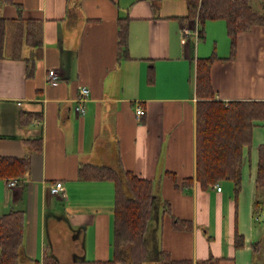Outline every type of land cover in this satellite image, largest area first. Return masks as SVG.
Wrapping results in <instances>:
<instances>
[{
	"label": "crops",
	"instance_id": "0c3cea01",
	"mask_svg": "<svg viewBox=\"0 0 264 264\" xmlns=\"http://www.w3.org/2000/svg\"><path fill=\"white\" fill-rule=\"evenodd\" d=\"M13 1L1 7L5 18L21 15L43 25L42 47L27 46L21 36V59H0V156L31 158L17 186L0 179V217L26 215L24 264L42 263L46 251L61 264L113 259L115 184L79 179L85 164L153 180L159 211L148 233L157 255L163 249L194 264L210 257L257 264L264 227L253 207L264 120L254 121L252 148L244 149L239 197L229 181L218 185L220 192L217 186L202 190L196 180V65L213 53L220 58L211 68L218 100L264 101V27L240 33L235 59L225 60L231 53L225 21L207 22L196 42L183 33L193 22L181 19L188 14L182 0ZM124 17L131 18L129 59L120 60L118 20ZM50 70L59 75L56 83L48 80ZM82 87L90 90L84 114L77 111ZM26 113L35 119L23 124ZM39 139L41 152L25 142ZM58 181L66 190L55 195L51 186ZM165 202L171 213L163 214ZM174 218L192 227L176 229ZM237 234L244 238L241 248Z\"/></svg>",
	"mask_w": 264,
	"mask_h": 264
},
{
	"label": "trees",
	"instance_id": "16d2710c",
	"mask_svg": "<svg viewBox=\"0 0 264 264\" xmlns=\"http://www.w3.org/2000/svg\"><path fill=\"white\" fill-rule=\"evenodd\" d=\"M159 3L164 0H150ZM187 5L188 14L183 21H199L200 39L204 37V26L209 21H225L230 38L231 53L225 60L236 56L237 36L248 32L255 26L264 27L263 11L255 10L253 0H182ZM13 0H0V59H21L19 38L31 48L43 46V25L40 20L7 19L1 7L13 4ZM131 18L118 20V57L129 59V26ZM19 43V44H18ZM220 60L216 53L210 57L199 58L196 65L197 103V171L196 180L206 191L229 181L234 186L237 199L242 190V169L244 149L251 150L254 121L264 120V101H231L217 99L211 81V68ZM33 61V60H28ZM33 67V62L30 64ZM29 65V66H30ZM30 66L29 74H32ZM149 80H154L153 70ZM31 114H23L21 122H29ZM32 151L41 152L43 140H26ZM31 170V158L0 156V179L23 181ZM78 176L86 181H112L115 184L113 216V259L109 261H82L80 264H145L150 259V248L146 236L150 225L155 221V208L159 202L154 193L153 180L143 179L134 172L116 170L94 164L82 165ZM187 183L193 179H186ZM159 210V209H158ZM171 204L164 203L163 214L171 213ZM264 214V145L259 148L258 173L253 207L255 221ZM26 215L24 211H11L0 217V264H24V232ZM176 229L187 230L192 227L189 221L174 218ZM244 246V238L236 235V247ZM261 242L254 246V253L261 250ZM158 264H194L192 260H174L168 252L161 249ZM37 264L39 262H36ZM42 264H61L50 251H46ZM196 264H220V259L210 257Z\"/></svg>",
	"mask_w": 264,
	"mask_h": 264
},
{
	"label": "built area",
	"instance_id": "2783aa9c",
	"mask_svg": "<svg viewBox=\"0 0 264 264\" xmlns=\"http://www.w3.org/2000/svg\"><path fill=\"white\" fill-rule=\"evenodd\" d=\"M200 30H201L200 23L198 20H196L195 27L192 29L185 28L183 30V33L186 37L193 36L195 41L197 42L199 39ZM48 80L50 83H56L59 80L58 73L55 70H50ZM89 96H90L89 88L88 87H82L79 91V95L77 98V103H78L77 111L80 114H84L85 109H86V103L88 102ZM142 114H143V110L141 107H139L137 110L138 117L140 118L142 116ZM18 183H19V181L15 180V179L9 180L7 182V187L13 188V187L17 186ZM217 187H218V191L220 192L222 190V188L220 186H217ZM51 190H52L53 194L59 195V194H61V192L65 191L66 189H65L64 183L61 181H58L51 186ZM39 264H42V263H39Z\"/></svg>",
	"mask_w": 264,
	"mask_h": 264
},
{
	"label": "rangeland",
	"instance_id": "374dc122",
	"mask_svg": "<svg viewBox=\"0 0 264 264\" xmlns=\"http://www.w3.org/2000/svg\"><path fill=\"white\" fill-rule=\"evenodd\" d=\"M253 5H254L255 10H257L259 12H262L263 11V0H253ZM194 27H195V22L192 23V27H189V28L187 27V28L190 29V28H194ZM155 188H157V187H155ZM157 205L158 204L156 203V208H155V216L156 217L155 218H157V213L159 211L157 209ZM259 220L260 221H259L258 225L263 228L264 227V214L260 217ZM154 224H155V221L153 220V222H151V225H150L151 230L154 227ZM146 240H147L148 247L151 249V258L149 259V261H148L147 264H158V259H157L158 256L154 252V240H153V238H152V236H151L150 233H148V235L146 236ZM262 248L263 249H262L261 253L258 255V257L256 259V263L257 264H262V257L264 258V243H263V247Z\"/></svg>",
	"mask_w": 264,
	"mask_h": 264
},
{
	"label": "bare ground",
	"instance_id": "6f19581e",
	"mask_svg": "<svg viewBox=\"0 0 264 264\" xmlns=\"http://www.w3.org/2000/svg\"><path fill=\"white\" fill-rule=\"evenodd\" d=\"M196 22V21H195ZM201 27V26H200ZM190 29H192V28H190ZM201 31V30H200ZM199 37H200V35H199ZM199 40V39H198Z\"/></svg>",
	"mask_w": 264,
	"mask_h": 264
}]
</instances>
